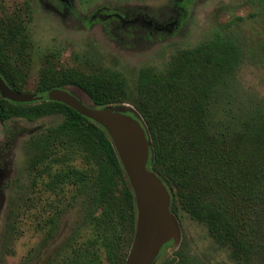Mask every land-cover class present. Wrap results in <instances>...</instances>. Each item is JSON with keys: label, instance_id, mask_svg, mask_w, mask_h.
I'll return each mask as SVG.
<instances>
[{"label": "trees", "instance_id": "obj_1", "mask_svg": "<svg viewBox=\"0 0 264 264\" xmlns=\"http://www.w3.org/2000/svg\"><path fill=\"white\" fill-rule=\"evenodd\" d=\"M25 32L19 13L0 17V75L21 92H29L27 76L12 62L21 56ZM240 60L239 42L219 31L174 55L164 68L139 70L132 87L109 68L46 67L34 90L42 99L16 102L0 94V125L6 133L15 134L6 125L19 119L61 117L28 134L26 150L33 184L39 179L41 190L57 198L56 205L71 190L70 207L78 206L92 232L87 241L72 246L63 264H126L137 206L106 129L50 100L52 88L71 91L95 108L131 105L136 112H128L138 117L152 142L148 167L168 187L177 219L184 211L204 224L235 264H264V103L240 102L231 91ZM54 211L49 236L58 226L60 211ZM170 249L174 251L165 257ZM160 257L159 264H190L184 241H169Z\"/></svg>", "mask_w": 264, "mask_h": 264}, {"label": "rangeland", "instance_id": "obj_2", "mask_svg": "<svg viewBox=\"0 0 264 264\" xmlns=\"http://www.w3.org/2000/svg\"><path fill=\"white\" fill-rule=\"evenodd\" d=\"M73 1L74 12L62 13L66 18L62 20L40 0H0V17L19 13L26 25L21 56L12 63L25 71L27 90L36 89L46 67L109 68L119 71L132 87L139 70L164 68L183 49L193 48L221 31L236 39L241 47V60L230 80L231 91L240 102L264 103V0H188L187 10L182 9L180 0ZM100 6L119 8L126 17L135 11L140 20L147 12L155 19L172 16L165 29L155 28L145 40L140 36L142 30L127 23V18L121 23L116 19L92 21L90 15ZM186 12L191 14L185 29L176 31ZM60 120L52 115L7 124L23 133L20 138L13 137L17 143L11 155L14 172L5 181L9 184L5 189L7 201L0 213V264H63L73 245L92 237L88 224H83L81 210L70 207L72 191H67L65 199L56 205L57 198L41 190L39 179L35 186L33 175L27 171L28 134ZM49 202L55 206L50 208ZM55 209L60 211L58 226L55 235L49 236V219ZM178 220L190 264H235L229 251L214 241L204 224L184 211L179 212ZM170 250L163 255L167 257L174 251ZM100 251L103 256L104 249ZM160 261L161 257L156 264Z\"/></svg>", "mask_w": 264, "mask_h": 264}, {"label": "water", "instance_id": "obj_3", "mask_svg": "<svg viewBox=\"0 0 264 264\" xmlns=\"http://www.w3.org/2000/svg\"><path fill=\"white\" fill-rule=\"evenodd\" d=\"M0 94L16 101L29 102L43 98L34 92L11 88L0 75ZM50 100L60 101L103 126L110 135L135 194L137 220L134 240L126 264H155L169 241L181 243L182 231L171 211V194L163 180L148 167L151 139L129 104L95 108L75 93L62 88L48 91Z\"/></svg>", "mask_w": 264, "mask_h": 264}, {"label": "flooded vegetation", "instance_id": "obj_4", "mask_svg": "<svg viewBox=\"0 0 264 264\" xmlns=\"http://www.w3.org/2000/svg\"><path fill=\"white\" fill-rule=\"evenodd\" d=\"M40 1H42V4L44 5V7H47L49 10L58 13L62 20L66 19L65 16H62V13L70 14L74 12V1L73 0H46L47 3H44L43 0H40ZM186 1L188 0L179 1L180 6L184 10H187ZM139 9L141 8L139 7ZM123 14L124 12L119 8H115L111 6H107V7L100 6L96 10H94V12L90 15V19H92V21H93V18H99V20H102V21H104V19H106L105 21H107V19H116L118 20V23H121L123 18H127L126 19L127 23H129L133 27L134 26L139 27L142 30V33L140 36L144 37L145 40H149V36L151 35V32L155 28L165 29L166 24H167L166 22L172 16L171 15L170 17H165L162 19H155L152 17L150 18L147 12V13H143V15L141 16V20H140L138 17V14H136L135 11L133 15L128 16V17L124 16ZM190 14H191L190 12L189 13L186 12L183 17H180L179 23L176 27V31H179L180 29H182L185 22L189 19ZM89 26H90V23H89ZM132 30L130 31L131 35H133ZM25 91L34 92L31 90H25ZM0 127L3 130V136H4L2 137V139H0V195H1L0 196V213H1L7 201L5 189L8 188L9 183L8 182L5 183V181L9 179L10 176L13 175V172H14L13 163L11 161V158H12L11 155L13 154V149L15 146H17V143H16V139L13 140V137L15 138L16 136L17 137L19 136L20 138L23 132L22 131L18 132L15 130L16 131L15 134L11 131H9V133H6L1 125ZM33 132H30V133H33Z\"/></svg>", "mask_w": 264, "mask_h": 264}]
</instances>
